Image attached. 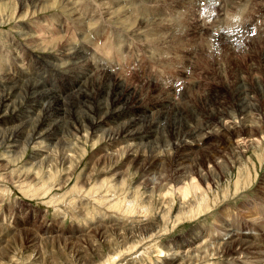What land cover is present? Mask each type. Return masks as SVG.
I'll list each match as a JSON object with an SVG mask.
<instances>
[{"label": "bare ground", "instance_id": "1", "mask_svg": "<svg viewBox=\"0 0 264 264\" xmlns=\"http://www.w3.org/2000/svg\"><path fill=\"white\" fill-rule=\"evenodd\" d=\"M0 1L4 3L0 4V24L5 22L4 19L14 20V35L24 41L20 43L11 38L6 46L7 52L0 54V123L11 125L9 129H0L1 147L9 136L14 137H10L13 142L20 144L29 136L33 142L50 137L61 143L65 141L66 132H74L87 140L95 135L100 141L109 139L115 144L96 155L98 163L114 160L118 163L124 159L126 164L144 171L146 169V177L151 176L147 179L149 185L156 186L160 191L167 190L166 194H171L174 198L178 196L176 203L174 198L173 203L168 202L174 209L177 207V216H199L225 201L218 196L208 204L212 199L213 188L220 184L225 174L232 167L241 166L239 159L244 152L243 147L260 145L264 139V112H261L264 108V81L257 79L258 75L247 79L237 73L236 77L233 76L235 79L231 80L224 63L217 62L222 68L220 80H224L235 92L232 102L222 105L218 115H225L227 106L241 107L248 119L249 108L256 107L261 114H258L259 121L256 124H252L251 120L248 121L251 124L247 125V121L241 122L235 117L234 126H227V129L219 124L217 128L215 137L220 144L223 139L230 144L234 140L232 137H235L239 140L246 139L248 145L241 146V150L236 147L229 154H225V150L207 153L201 147L208 146L215 139L212 132H215L218 124L214 123L207 132L196 113L192 112L191 118L190 112V116H187L184 110L178 109L183 104H187L186 108L190 109L195 103L191 100V97H195L192 93L199 89L196 79L191 80L192 72L184 65L186 55L189 57V50L194 48L184 35L188 28L176 23L163 24L164 21H170V18L160 12L153 19H146L145 16V19H129L128 14L132 10L129 11L128 6L133 0H102L104 2L100 11L94 5H87L86 0ZM56 9L59 11V14L55 13L57 16L52 14ZM6 11L10 13L7 15ZM238 14L242 15L240 12ZM236 17L240 18L237 15ZM255 17V23L245 24L239 32H236L238 26L230 25L228 28L231 32L227 30L221 34L216 29L215 33H211L210 40L207 38L208 42L206 41L203 49V59L210 61L213 57L218 61L221 56L228 58L232 52H242L244 56L249 48L252 51V47H256V41L260 42L264 36V6L255 13ZM257 33V37H254ZM129 39H136L142 45L141 54L130 53ZM218 43L227 45L222 44L221 47ZM9 47L15 51L10 53L13 49ZM36 50L39 52L36 53ZM262 53L264 55V51ZM183 76L184 82H188V88L186 93L181 94L179 86L183 83L180 82ZM255 79L258 80L259 88L254 89L252 82ZM62 81L67 86L59 90L57 87L62 85ZM52 83L54 89L49 88ZM256 95L262 98V104L257 102ZM199 98L207 99L200 95ZM146 99H151L153 103L146 104ZM16 111V118L5 119ZM188 120H194L195 126ZM204 122L208 128L209 121ZM254 126H257L256 129ZM230 129L232 132H229ZM205 131L213 139L204 140ZM168 133L172 135L173 139L170 141H173V145L170 141L164 145L171 144L175 150L169 152L170 146L165 149L168 151L160 152L158 149L163 146L158 144L166 142L164 137ZM25 141L28 143L30 140ZM42 141L37 146L45 148V141ZM194 141L201 143L196 144ZM39 150L35 152L37 157L46 155ZM54 152L56 153L55 150ZM50 154L43 157L47 159L42 158L40 163H50L58 159L56 156L54 160L56 154ZM61 155L62 163H71L70 170L79 166L80 163L68 159L69 153L64 151ZM169 158L177 161L174 176L162 166L163 161ZM51 164L53 163L49 165ZM122 171L117 169L111 177L119 178ZM118 180L120 181L113 182L114 186L121 185V179ZM96 183L100 185L103 181L98 180ZM173 187L176 188L175 191L170 192ZM128 197L118 196L117 201L121 205L117 208L130 215L140 209L142 215L139 212V216L146 217L143 215L145 211L139 207L140 204L128 201ZM260 203L262 206L264 201ZM201 208H206V211ZM231 216H234L232 222H226L227 217L223 219L222 226L216 228V234L210 233L208 228H197L180 243H172L168 249V257L162 264H199L194 256L202 253L205 242L210 241L212 244V239L220 241L209 245L213 247V251L216 244L222 254L233 251L236 255L232 253L230 259L236 264L243 263V259L247 260V264H258V258L264 257V223L242 226L238 222L237 212L231 213ZM163 217V214H156L157 220ZM239 259L241 263L238 262Z\"/></svg>", "mask_w": 264, "mask_h": 264}, {"label": "rangeland", "instance_id": "2", "mask_svg": "<svg viewBox=\"0 0 264 264\" xmlns=\"http://www.w3.org/2000/svg\"><path fill=\"white\" fill-rule=\"evenodd\" d=\"M86 2L87 5H94L100 11L104 1L86 0ZM133 3H129L128 6L129 11L132 10L128 14L130 15L129 19H142L143 16L146 19H153L156 17L154 15L160 12L170 18L169 22L164 21L163 24L176 23L188 28L184 35L194 48L189 50V57L186 55L184 65L192 72L191 80L196 79L200 91L196 89L192 93V96L195 97H191V100L195 103L190 109L186 108L187 104L181 105L184 108L179 106L178 109L184 110L187 116H190V112L191 118L192 112L196 113L207 132L214 126V123L218 124L215 132L214 130L212 132L215 139L210 134L207 136L205 131L204 140L210 141L211 138L213 140L209 142L208 146L201 147L202 150L211 154L225 150V154H229L236 147L241 150V146L248 145L246 139L239 140L235 137H232L234 140L230 144L226 139H223L220 144L215 137L219 124L228 129V127L234 126L235 117L241 122L247 121L245 122L247 125L251 124V120L252 124H256L259 121L258 114H261L258 108H249L247 113L250 112L248 114L250 118L248 119L241 107L229 108L227 106L225 107L226 114L223 115L225 118H221L223 117L221 113L218 115L223 108L222 105H227L230 103L229 101L232 102L235 92L228 87L224 80H220L219 75H221L222 68L217 62L224 63L231 80L235 79L237 73H241L247 79L258 75L257 79L264 81V55L262 53L264 51V36L260 42L256 41V47H252V51L249 48L248 53L244 56L242 52L240 54L236 51L229 54L228 58L224 59L221 56L216 61L212 57L210 61H207L203 59V49L206 46V41L208 42L211 37L210 34L215 33L216 29L223 34L227 30L231 32L228 26L233 25L239 27L236 31L239 32L245 24L255 23V13L264 6V0H133ZM0 4L4 5L3 1H0ZM142 9H144L143 12ZM6 12L7 15L10 13V11ZM238 12L242 15L239 16ZM55 13L59 14V11L53 10L52 14ZM100 15L101 13H99ZM236 15L240 18H237ZM4 20L5 22L0 24V54L7 52L8 47L6 46L10 43L11 38L20 43L24 42L18 35H14L16 22ZM257 35L258 33L254 34V37ZM135 40L129 39L128 44L131 43L128 50L131 54L138 55L143 52V48ZM218 44L221 47L222 44L227 45L225 43ZM13 51L15 50L13 49L10 53ZM250 52L254 54L251 55ZM257 79L252 82L254 89L259 88ZM180 82H183L179 86L180 93H186L188 82H184V76ZM65 83L62 81L63 86L59 85L57 89L65 88L67 86ZM49 88L54 89L53 83L49 85ZM199 95L205 96L207 99H200ZM256 98L260 103L262 98L259 95H256ZM145 103L153 102L151 99H146ZM263 110L264 108L261 112H264ZM22 111L20 110V112ZM17 114L18 111L10 113L6 116L9 117L5 119L12 120L17 117ZM204 120L209 121L208 128ZM188 121L194 123V120ZM248 121L250 122L248 123ZM193 125L195 126V124ZM10 126V124L0 123L2 131L9 129ZM254 127L256 129L257 126ZM229 132L232 130L230 129ZM169 133L168 137H164L166 142L158 144L160 147L163 146L158 149L160 152L168 151L165 149L170 148L171 144L173 145V141H170L173 138ZM65 135V141H61V143L57 140L53 141L50 137L33 142L29 136L23 139L20 144L13 142L14 140L11 139L14 137L9 136L5 145L2 147L0 145V264H162L168 257V249L172 243H180L197 228L200 230L208 228L210 233L216 234V228L222 226L223 219L227 217L226 222H232L234 216H231V213L233 212L239 214L238 222L242 226L264 223V203L262 206L259 205L264 201V139L260 145L243 147L244 152L241 153L239 159L241 166L232 167L225 174L220 184L213 188L212 199L208 204L218 196L225 201L218 203L208 212L206 208H201L206 211L202 215L187 217L188 215L184 216L183 214L177 216V207L175 210L174 206L169 204L173 203L174 196L166 194L167 190L160 191L156 186L149 185L147 179L151 176L146 177V169L145 171L141 168L137 169L134 165L126 164L124 159L118 163L115 160L105 163L96 161L98 153L115 145L113 141L111 142L109 139L100 141L95 135L90 136L87 140L74 132L69 134L66 132ZM48 138L50 140H47ZM25 140L30 141L26 143ZM40 141L46 142L47 145L45 142L43 143L45 148L37 146ZM169 141L171 144L164 145ZM194 143L201 142L194 141ZM20 145H22L21 148ZM37 149L46 155L56 154L54 160L58 158V162L57 160L51 161L50 163H53L51 165H49L50 163H40L41 160L47 158H43L46 155L37 157L35 155ZM174 150L171 146L169 152ZM64 151L69 153L68 159L80 163L78 167L70 170L71 163H62L63 155L61 153L63 154ZM163 162L162 166L169 172L171 171L174 176L176 159L169 158ZM119 168L123 170L122 176L117 179L112 178L111 175ZM118 179H121V185L114 186L113 182L120 181ZM98 180L103 183L97 184ZM175 189L173 187L170 192H174ZM121 195L129 196L128 201L139 203V207L145 211L143 215L146 217L139 216L142 215L140 209L130 215L117 208L119 204L121 205V202L118 203V196L120 198ZM174 199H176V201L174 200L176 203L178 196ZM155 213L163 214L164 217L157 220ZM207 242L203 246L202 253H199V256H194L199 261L197 263L236 264L233 259H230L233 251L222 254V251L217 248L218 244H216V248L214 247V251L213 247L209 246L220 242L219 240L212 239V244L210 241ZM239 260V263L247 261ZM258 260H260L258 264H264V257L258 258ZM193 262L195 263V261Z\"/></svg>", "mask_w": 264, "mask_h": 264}]
</instances>
